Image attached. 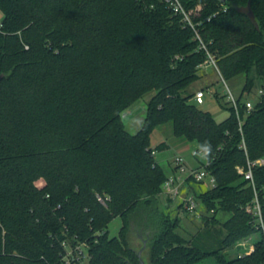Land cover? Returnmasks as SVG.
Wrapping results in <instances>:
<instances>
[{
    "label": "trees",
    "instance_id": "obj_1",
    "mask_svg": "<svg viewBox=\"0 0 264 264\" xmlns=\"http://www.w3.org/2000/svg\"><path fill=\"white\" fill-rule=\"evenodd\" d=\"M172 1L0 0V264H63L62 242L73 237L87 244L88 264H141L145 241L146 264L210 255L263 264L261 225L247 207L257 194L264 220V164L255 187L241 170L264 158V0H179L194 28ZM250 1L259 28L237 10ZM209 54L225 80L246 75L242 120L233 106L217 121L194 103L189 90L208 74ZM257 86L247 112L242 97ZM150 92L132 134L123 114ZM169 122L199 150L212 146L202 168L216 185L194 195L213 214L190 238L161 208L169 176L155 152L166 146L151 138ZM220 211L232 215L222 222ZM259 231L252 252L223 255Z\"/></svg>",
    "mask_w": 264,
    "mask_h": 264
},
{
    "label": "rangeland",
    "instance_id": "obj_2",
    "mask_svg": "<svg viewBox=\"0 0 264 264\" xmlns=\"http://www.w3.org/2000/svg\"><path fill=\"white\" fill-rule=\"evenodd\" d=\"M1 16L2 13H0V17ZM204 70L206 72L208 71V74L202 77L195 84H193L190 87L189 91L204 89V91L206 92L204 103L197 104V102L193 100L194 103L197 104V106H199L203 110L212 113V115L217 121H223L229 117V108L232 106V103L229 102L227 86L231 89L234 96L236 98H239L243 92V88L246 81V75H241L233 80L227 81L223 80V78L213 67L205 68ZM260 89L261 88L257 86L251 92L244 93L242 101H251L255 104L259 100V97L261 95ZM154 95L155 92L147 93L144 97L139 99L136 103H134L129 109L124 112L123 120L125 123V127L130 133L136 134L143 126V123L146 118L148 103ZM151 140L153 148H156L161 143H165L166 148L160 151H156L155 157L157 161L163 166L168 176L176 174L182 175L184 177L188 175V171L191 168L200 169L202 168V163L205 162V159L202 158V155L193 156V151L198 149L196 143H190L184 138L177 137L174 135L172 122L166 123L154 130V132L152 133ZM178 157H183L185 159L187 169L184 171V173L176 172V159ZM210 187L211 185L208 183V181L202 184V182L189 180L187 181L186 185H184L183 194L185 195L189 193L193 195L195 194V192H200ZM168 197L169 196L167 194H162L161 208L172 218L178 217L180 219L181 226L179 228V232L188 238L203 229L204 217H199V214H206L209 216L212 215L206 210V208L201 203H199L196 213H190L186 210V208L179 209V200H170ZM231 215L232 214L229 212L220 211L217 214V217L223 222L228 220ZM121 226V218L117 217L116 219H114L109 225L110 236H118ZM261 236V232L259 231L248 237L242 238L231 247H228L223 250L222 253L226 258L232 259L238 254L247 252L259 239H261ZM139 249H142L141 245ZM142 254V257L145 262L150 261L149 252H144ZM197 264H218V260L215 255H210L204 260L198 262Z\"/></svg>",
    "mask_w": 264,
    "mask_h": 264
},
{
    "label": "built area",
    "instance_id": "obj_3",
    "mask_svg": "<svg viewBox=\"0 0 264 264\" xmlns=\"http://www.w3.org/2000/svg\"><path fill=\"white\" fill-rule=\"evenodd\" d=\"M172 5L175 8V11L178 13H182L185 16L184 20L188 22L194 28V24L192 23V20L186 13L185 8L181 4V2L179 0H173ZM1 27H2V23L0 21V28ZM196 37L200 40V35L198 34V32H196ZM202 48H205L204 44H202ZM203 67L204 68L213 67L214 69H216L218 74L223 78L218 68L217 62L212 55L209 54V58L205 62ZM223 80L225 79L223 78ZM227 90H228L229 102H231L232 106L235 108L238 118L242 120L241 114H240L239 98H236L234 96V94L232 93L231 89L228 86H227ZM261 92L262 91H260V93ZM205 96H206V92L204 91V89H199L196 91L194 99L198 104H203ZM245 104H246L247 112H250L255 106V104L251 101H246ZM194 153H198V154L194 155ZM201 154H202V151L199 149L193 151V156H199ZM263 164H264V158H261L255 162H251L249 160L247 170H241V173L244 174L247 180L251 181L254 187H255V181H254V171L253 170L257 165H263ZM186 169H187V166H186L185 159L183 157H178L176 159V172L184 173ZM190 176H193L199 182L208 181L211 187L216 185V178L213 175H211L207 170H205L204 168H201V169L191 168L188 171V175L184 177L182 175H176V174L169 176V178L164 184V192L169 197H171L173 200L181 199V202L184 203V206L187 211H189L190 213H196L200 202L195 198L194 194L193 195L189 193L185 195L183 194L184 185H186L187 179ZM99 199L103 201L101 197H99ZM247 210L250 212H253L257 216L259 223L261 225V231H262V235L264 238V220H263V215H262V206H261V203H260V200L257 194H256V198L253 204L248 206ZM211 214H213V211L211 212ZM198 216L202 217L204 215L199 214ZM62 246L64 248V253L62 256L63 264H88L89 263L88 246L86 243L81 242L77 237H73L72 240L71 239L64 240L62 242ZM253 250H254V247H251L247 252H252ZM263 264H264V261H263Z\"/></svg>",
    "mask_w": 264,
    "mask_h": 264
},
{
    "label": "water",
    "instance_id": "obj_4",
    "mask_svg": "<svg viewBox=\"0 0 264 264\" xmlns=\"http://www.w3.org/2000/svg\"><path fill=\"white\" fill-rule=\"evenodd\" d=\"M237 10L240 13H243V14L247 15L250 18V20L252 21V23L257 28H259L258 21L256 20L255 14H254V12L252 10L251 1L249 2V4L247 6H239V7H237ZM145 247H146V241H145L144 247L138 252V256L140 258V263L141 264H146V262L144 261V259L142 257V253H143V250L145 249Z\"/></svg>",
    "mask_w": 264,
    "mask_h": 264
},
{
    "label": "clouds",
    "instance_id": "obj_5",
    "mask_svg": "<svg viewBox=\"0 0 264 264\" xmlns=\"http://www.w3.org/2000/svg\"><path fill=\"white\" fill-rule=\"evenodd\" d=\"M200 148L202 149V158L203 159H209L210 160V156H211V152H212V146L210 143L208 142H204V144L200 145ZM198 153H194V155H196Z\"/></svg>",
    "mask_w": 264,
    "mask_h": 264
},
{
    "label": "crops",
    "instance_id": "obj_6",
    "mask_svg": "<svg viewBox=\"0 0 264 264\" xmlns=\"http://www.w3.org/2000/svg\"><path fill=\"white\" fill-rule=\"evenodd\" d=\"M181 201V199L179 200V203L181 204L182 202H180ZM179 205V204H178Z\"/></svg>",
    "mask_w": 264,
    "mask_h": 264
}]
</instances>
